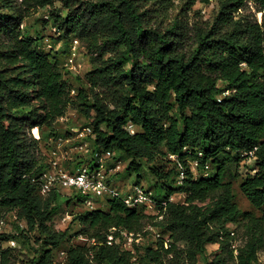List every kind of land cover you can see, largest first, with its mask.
I'll list each match as a JSON object with an SVG mask.
<instances>
[{"label": "trees", "instance_id": "obj_1", "mask_svg": "<svg viewBox=\"0 0 264 264\" xmlns=\"http://www.w3.org/2000/svg\"><path fill=\"white\" fill-rule=\"evenodd\" d=\"M27 1L30 7L0 0V220L14 211L27 232L40 234L41 251L31 264H201L199 255L209 244L218 250L205 264H262L264 18L259 22L240 10L252 1L264 16V0H219L211 23L191 21L197 0H185L166 22L161 12L173 0H159L156 7L151 0ZM55 1L65 13L52 11L47 22L60 40L102 36L85 75L89 88L76 97L52 46L22 27L31 6ZM35 99L42 105L34 106ZM75 101L94 112L96 144L131 159L127 171L140 176L142 160L150 165L154 191L168 201L162 219L108 199V209H87L74 218L80 234L94 240L90 245L72 243L69 228H53L63 197L58 191L38 193L34 179L42 171L44 149L42 135L36 139L32 129L54 132ZM229 157L256 160L254 174L240 184L255 210H242L236 201L233 182L226 180ZM206 164L208 176L202 175ZM181 167L185 176L179 183ZM176 193L184 195L183 202L169 201ZM148 225L168 237L155 236L152 244L135 243L133 249L107 243L112 227L146 235ZM10 239L0 231V264L19 263L22 252L5 246ZM62 246L64 259L55 262L54 251Z\"/></svg>", "mask_w": 264, "mask_h": 264}, {"label": "rangeland", "instance_id": "obj_2", "mask_svg": "<svg viewBox=\"0 0 264 264\" xmlns=\"http://www.w3.org/2000/svg\"><path fill=\"white\" fill-rule=\"evenodd\" d=\"M159 0H151V4L156 7L159 6ZM185 0H173V5H169L170 9L166 13L161 12L163 18L166 21H170L180 10V7L184 4ZM19 4L24 7H30L29 1L18 0ZM219 9V0H197L192 11L190 12L191 21L198 22H213ZM59 10L61 13H65L60 1H55L53 6L49 7H32L31 14L25 19L23 23V31L26 35L35 36L44 41L48 48L52 46L53 55L59 60L62 68L64 78L67 80L71 87V93L73 96H77L82 88H89V84L86 80V73L92 68V57L96 55L97 46L102 42V36L100 34L89 36L87 38H78L79 42H75L76 38H70L68 40H60L57 34L52 29V25L47 22V18L50 17L51 12ZM241 14H246L251 18H257L259 22H263V12L259 11L258 6L252 2L247 1V5L240 10ZM76 47V54L73 62L70 59L73 56V48ZM41 99H35L34 106L42 105ZM90 112L88 116L85 112ZM94 112L90 111L89 105L79 101L71 104L65 114V116L59 118L54 126V132L47 127H42L39 131L42 135L41 147L44 151L55 143L52 141L55 137H66L71 131V128L75 126L89 125L93 122ZM105 128V125H102ZM94 142V140H92ZM72 152V151H71ZM115 156L121 160L123 169L115 174L113 182L119 185L122 191H127L132 184L139 181L147 188L155 189L157 179L151 173L149 164L142 160L144 167L140 173V176L133 171H127V165L131 161L123 153L116 151ZM228 157L227 154H223L221 158ZM256 168V160L253 157L244 158L237 162L234 158H227L226 163V180L233 182L234 193L236 201L238 202L242 210H255V207L251 204L248 198L243 194L240 189V184L247 175L254 174ZM212 171H215V167L212 165ZM159 188V187H158ZM160 194L159 189L155 193ZM73 195V191L70 189H63L62 199L60 201V208L57 214L54 216L51 224L56 230H63L69 228V236H71V242L75 244H87L90 245L94 240L88 239L86 235L80 234L81 225L75 216L85 210L86 206L81 201L79 202L75 197L73 200L69 196ZM96 200V207L108 209L107 199L101 198L98 200L96 196H92ZM184 195L176 193L173 195L174 202H183ZM148 225L146 229H149V233L144 234L141 241V245H149L156 239V232H159L161 236L167 238L168 233L160 228ZM233 229L234 225H230ZM27 225L23 220L17 218L16 212L7 213L2 220H0V231L11 236L8 242H5V246H13L18 248L22 253L19 256L18 264H31V260L38 256L41 251L42 239L37 232H27ZM25 229L26 233L21 235V230ZM155 230V231H154ZM15 236V237H13ZM15 242L13 245L12 242ZM240 241H237L239 243ZM65 246L61 249L64 250ZM218 250L217 244H209L207 246V252L199 255V263L205 264L207 260L212 259ZM64 259L58 250L54 251L55 262H61ZM259 260L264 264V251L259 253ZM175 264V263H174Z\"/></svg>", "mask_w": 264, "mask_h": 264}, {"label": "built area", "instance_id": "obj_3", "mask_svg": "<svg viewBox=\"0 0 264 264\" xmlns=\"http://www.w3.org/2000/svg\"><path fill=\"white\" fill-rule=\"evenodd\" d=\"M75 42L78 43L79 40L75 39ZM75 49L76 47L72 49L71 62L76 54ZM39 130L38 127H34L32 135L41 140ZM131 131L134 132L135 128H132ZM69 134L66 137H55L52 140L55 144L42 152L43 168L39 176L34 179L39 195L46 197L53 191H58L63 195V189H70L73 191V195L69 198L73 200L76 197L78 201L80 197L83 198L82 203L85 204L86 209L96 207V200L92 197L94 195L98 200L101 198L119 199L129 207L144 208L146 213L155 215L159 219L163 218L164 215L161 211L166 210L168 201L157 196L153 189H149L141 183H134L127 191H122L113 182L112 177L123 169V164L115 157L114 152L106 151L96 144L92 124L75 126L71 128ZM256 148L249 152L251 156ZM170 157L176 159L177 155L171 154ZM191 166L196 170L198 162H192ZM203 167L202 175L208 176L210 173L209 164ZM184 176L185 172L181 167L178 176L179 183L183 182ZM169 201H173V196ZM156 234L161 236L159 232ZM142 239V233L112 227L107 237V243L119 245L123 249H133L134 244L141 243ZM12 244L14 245L15 242L13 241ZM60 254L64 256L65 251L61 250Z\"/></svg>", "mask_w": 264, "mask_h": 264}]
</instances>
